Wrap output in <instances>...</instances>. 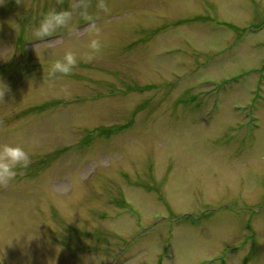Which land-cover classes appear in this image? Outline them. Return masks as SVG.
<instances>
[{"label":"rangeland","instance_id":"obj_1","mask_svg":"<svg viewBox=\"0 0 264 264\" xmlns=\"http://www.w3.org/2000/svg\"><path fill=\"white\" fill-rule=\"evenodd\" d=\"M75 2L0 3L3 264H264V0Z\"/></svg>","mask_w":264,"mask_h":264},{"label":"clouds","instance_id":"obj_2","mask_svg":"<svg viewBox=\"0 0 264 264\" xmlns=\"http://www.w3.org/2000/svg\"><path fill=\"white\" fill-rule=\"evenodd\" d=\"M4 0H0L3 3ZM88 5L84 0H76L69 8L57 10L55 8L43 14L39 21L38 27L35 28L34 34L39 37H45L56 32L62 28H70L72 26L73 16L75 13L80 15H87ZM101 8H106L103 3ZM92 52L99 51L101 44L97 39H92L89 45ZM85 57H78L73 51H66L61 58L56 59L51 65V73H70L74 66L79 62V59ZM87 59H91L92 55L88 54ZM8 85L0 80V95L4 97L8 90ZM31 162L29 152L18 144H4L0 146V184H7L11 182L17 175L18 169L27 168ZM0 264H3L0 259ZM87 264V260L85 261Z\"/></svg>","mask_w":264,"mask_h":264}]
</instances>
